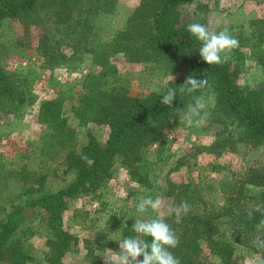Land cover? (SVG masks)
I'll return each mask as SVG.
<instances>
[{
	"label": "trees",
	"instance_id": "16d2710c",
	"mask_svg": "<svg viewBox=\"0 0 264 264\" xmlns=\"http://www.w3.org/2000/svg\"><path fill=\"white\" fill-rule=\"evenodd\" d=\"M112 1L115 0H0V25L9 18L25 26H47L38 43L50 61L64 57L61 46L66 45L72 53H90L92 61L100 64L98 71L85 75L75 104L66 105L61 95L38 104L37 119L52 128V139L65 150L64 164L74 176L54 191L44 190L42 177L38 176L40 183L36 187L29 185L19 203L0 208V264H67L65 256L74 252L79 242L64 225L63 212L69 201L101 187L111 178L115 158H119L130 182L150 188L152 162L161 160L170 135L189 126L180 120L177 109L194 103L193 96L208 95L213 99L205 112L208 125L201 128L205 131L209 124L214 125L213 138L208 144L196 143L203 151L218 155L236 150L239 143L264 147V85L243 86L236 82L244 64L242 47L246 44L241 39L242 32L235 37L238 47L228 54L227 61L209 65L201 59V42L188 32V25L198 22L216 32L218 28L201 17L196 8L183 12L185 6L196 0H139L123 30L117 31L110 41H97L93 21L101 13L110 12ZM261 22L258 18L248 20L253 31L246 40L248 45H254L253 55L255 47L261 51L264 43ZM52 27L57 32L56 38L49 35ZM62 33L64 37H59ZM115 54H121L129 63H163L176 74L161 90L133 95L123 85L108 86V78L114 76L117 67L107 59ZM257 62L264 65V56L259 54ZM189 76L206 78L209 86L191 95L177 92L171 106L161 104L167 89H178ZM27 95L26 77L0 67V99L4 109L14 113L31 104L33 101ZM75 121L105 125L106 139L101 142L90 135L78 148ZM46 152L55 155L58 150L54 144ZM181 159L162 177L165 188L159 185L155 191L156 196L171 198L172 209L184 202V196L186 200L191 197L187 189H180L169 178L172 170L181 167ZM25 169L23 164L21 171ZM243 174L225 183L224 202L215 208L191 211L189 201L185 200L189 209L178 224L174 215L163 211L166 222L179 238L178 246L170 251L181 264H213L204 249L218 256L223 264H236L242 258L235 254L238 246L252 249L264 258V167H251ZM148 196L154 198L147 193ZM138 201L131 205L133 213L110 216V224L118 227L121 239L135 235L131 228ZM146 214L145 218L156 215L150 209ZM125 216L130 218L127 225ZM37 228L44 231L41 248L31 243ZM93 238L85 239L86 257L89 264H102L99 254L105 244L100 242L99 235ZM143 239L150 242L149 237ZM39 252L41 258L36 256Z\"/></svg>",
	"mask_w": 264,
	"mask_h": 264
},
{
	"label": "rangeland",
	"instance_id": "374dc122",
	"mask_svg": "<svg viewBox=\"0 0 264 264\" xmlns=\"http://www.w3.org/2000/svg\"><path fill=\"white\" fill-rule=\"evenodd\" d=\"M138 2L139 0H115L109 3L110 12L101 13L93 21L97 41H110L117 31L123 30ZM195 2H199L198 6L194 5ZM195 8L201 17H206L212 26L218 28V32L227 31L234 38L242 32L241 39L246 44L242 47L244 64L236 76V82L243 86L264 85V65L260 70L256 68L258 55L264 56L263 44L261 51L255 47L253 55L251 51L254 45H248L246 40L253 31L248 23L250 19H261L259 24L264 33V0H196L185 6L183 12ZM46 28L43 24L25 26L9 18L3 19L0 25V67L26 77L27 97L33 101L10 113L4 109L3 100L0 99V208L19 203L26 195L29 185L36 187L40 183L38 176L42 177L44 190L52 191L68 183L74 176V172L64 164L62 151L65 150L57 147L52 139V128L37 119V107L42 100L58 95L65 99L66 105L75 104L82 92L85 75L98 71L100 64L92 61L90 53H72L66 45L61 46L64 57L50 61L38 43ZM55 34L57 32L53 28L49 35L56 38ZM58 36L64 37L63 33ZM107 61L117 67L114 76L108 78V86L123 85L131 94L138 96L161 90L168 79L176 74L163 63H129L121 54H115ZM201 99L206 105L205 109L193 118L192 125L177 129L170 135L161 160L152 162L150 188L144 189L130 182L120 166L119 158H115L111 178L104 181L101 187L69 201L68 208L63 212L64 225L79 238V242L76 250L65 256L67 264H89L85 239L92 241L96 235L105 244L99 254L102 264H105L102 255L108 249L119 252L117 240H121V237L118 227L111 226L110 216L133 213L132 203L142 196L146 197L147 193L154 195L153 199L160 198L165 202L162 211L170 208L171 198L156 196L155 191L159 185L162 189L165 188L162 177L178 158H182L181 167L172 170L169 178L179 184L180 189L188 190L191 197L187 196L186 200L184 196V199L189 201L190 210L197 212L215 208L224 202L226 182L240 178L251 167H264V147L239 143L234 151L227 150L214 155L196 145L208 144L215 129L214 125L209 124L211 126L208 130H201L208 125L205 123V112L213 104L211 96L204 95ZM75 123L78 148L88 141L90 135L101 142L107 137L108 129L105 125ZM54 144L58 152L49 155L46 148ZM23 164L26 169L21 171ZM212 165L216 168L212 169ZM43 242L44 231L37 228V234L31 238V243L36 248H41ZM204 254L213 264H223L218 256L209 254L206 249ZM235 254L242 256L235 261L236 264H264V258L259 253L245 246H238ZM36 256L41 258L42 253H36Z\"/></svg>",
	"mask_w": 264,
	"mask_h": 264
},
{
	"label": "clouds",
	"instance_id": "9594fccd",
	"mask_svg": "<svg viewBox=\"0 0 264 264\" xmlns=\"http://www.w3.org/2000/svg\"><path fill=\"white\" fill-rule=\"evenodd\" d=\"M188 32L201 42L199 48L200 57L209 65L221 64L226 62L228 54L236 47L238 41L227 31H213L208 25L198 22L188 25ZM209 86L206 78L197 79L195 76H189L185 82L177 88H168L162 95L161 104L171 106L179 94H193ZM194 103L187 105L182 109H177L179 118L188 125L194 123V117L200 115L206 105L201 97L193 96ZM202 121H195L201 123ZM87 160V157H82ZM165 202L160 198L153 199L151 196L140 197L136 205L135 222L132 224L131 231L133 236H126L119 242V252L107 250L102 255L105 264H181L170 249L178 246L179 238L175 231L165 220ZM149 209L155 213L154 218H145ZM189 209L186 201L176 206L174 209L168 208L166 215L175 216V223H180L182 215ZM251 215V213H249ZM128 216H125L124 225H127ZM149 237L150 242L143 239ZM142 257V259H140Z\"/></svg>",
	"mask_w": 264,
	"mask_h": 264
},
{
	"label": "crops",
	"instance_id": "0c3cea01",
	"mask_svg": "<svg viewBox=\"0 0 264 264\" xmlns=\"http://www.w3.org/2000/svg\"><path fill=\"white\" fill-rule=\"evenodd\" d=\"M263 47H264V43H263ZM256 63H257L256 68L258 67L259 70L262 69V64H260L259 62H256ZM250 86H254V85H250Z\"/></svg>",
	"mask_w": 264,
	"mask_h": 264
}]
</instances>
